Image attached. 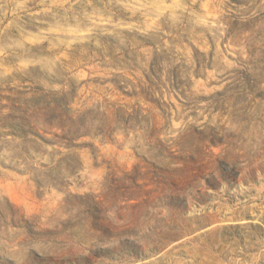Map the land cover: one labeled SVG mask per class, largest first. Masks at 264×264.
<instances>
[{"label":"rangeland","instance_id":"obj_1","mask_svg":"<svg viewBox=\"0 0 264 264\" xmlns=\"http://www.w3.org/2000/svg\"><path fill=\"white\" fill-rule=\"evenodd\" d=\"M0 166V264L244 258L264 0H0Z\"/></svg>","mask_w":264,"mask_h":264},{"label":"bare ground","instance_id":"obj_2","mask_svg":"<svg viewBox=\"0 0 264 264\" xmlns=\"http://www.w3.org/2000/svg\"><path fill=\"white\" fill-rule=\"evenodd\" d=\"M35 37V36H34ZM37 41V40H36ZM34 42V41H33ZM222 49V48H221ZM229 113H230V111H229ZM239 115H242V113L239 111ZM255 118V117H254ZM250 123V122H249ZM238 129V128H237ZM258 131V130H257ZM257 133V132H256ZM237 134V133H236ZM256 138V137H255ZM155 140V139H154ZM228 141V140H227ZM230 141V140H229ZM230 145H231V142H230ZM135 151V150H134ZM119 160V159H118ZM122 161V160H121ZM42 164H44V163H42ZM1 167V166H0ZM231 169H232V167L230 168V172L229 173H232V171H231ZM229 170V169H228ZM9 171V170H8ZM12 171V170H11ZM15 172V171H14ZM227 174V173H226ZM33 175V174H32ZM229 175V174H228ZM6 178V177H5ZM19 179V178H18ZM17 179V180H18ZM5 182V181H4ZM14 182V181H13ZM26 182V181H25ZM18 183V182H17ZM22 184V183H21ZM28 186V185H27ZM9 187H11V186H9ZM236 187V186H235ZM239 189H238V188ZM237 187L235 188V189H232L231 190V192H239V194H242L241 193V191H240V188H244V186L243 185H241V184H239V186L237 185ZM222 189V188H221ZM225 189V188H224ZM244 190V189H243ZM21 191H23V190H21ZM210 193H212V192H210ZM257 193V192H256ZM259 195V194H258ZM259 197V196H258ZM47 198V197H46ZM208 198V197H207ZM243 202H245V199H243L242 201H241V203H243ZM262 208H264L263 206H262ZM250 212H248V211H243V213H241V217L242 216H244V217H242V219H240V222L238 223V222H236L235 224H247V223H251L252 222V220H248L247 219V215H250V216H253V215H256V216H258L259 215V213L257 212L256 214L254 213V212H252L251 210H249ZM190 213H189V215H193V214H198L199 212H200V209H198V208H196V207H190V211H189ZM229 214V212L228 211H226L225 213H224V215H222L221 216V218L222 217H226L227 215ZM230 215V214H229ZM240 217V216H239ZM258 218H259V216H258ZM257 219V218H256ZM185 220V219H184ZM256 221V220H255ZM63 222V221H62ZM254 222V221H253ZM231 223V222H230ZM254 223H260L262 226H263V228H264V223L262 222V220L261 221H256V222H254ZM185 224H187V222H185ZM193 224V223H192ZM228 224V223H227ZM192 227V226H191ZM211 235V234H210ZM220 236H222L223 237V235L222 234H220L219 235V238H220ZM196 237V236H195ZM207 237H208V239H207V242L205 243V239H203V241H201V249L199 250V244L197 243V241L196 242H192L191 244H189V246L190 245H192V248L190 247V250L191 251H193V253L194 254H198V251H202V252H204V254L206 255L205 256V259H207V256L208 255H210V257H213V259H207L210 263H213V260H215L216 261V264H264V253H263V251L261 250L260 251V248L261 247H264V245H263V243H259V245L261 246V247H259V250H257V251H255V249H256V247H255V249H253V247L254 246H252V244H245L246 246H245V248L243 249L242 248V250L244 251V253L246 254L245 255V257L243 258V256H242V258H240L241 256H239V254L236 252V250H233V249H236V248H233V244H229V245H227V249H223L222 250V252H219L218 250V253H214L215 255H212L213 253L212 252H214L213 251V248L215 247L216 248V243L214 244V245H216V246H213V248H212V244L214 243V241L216 242V240H213V235L212 236H209V235H207ZM222 237H221V239H222ZM198 238V237H197ZM10 239V238H9ZM201 239V238H200ZM199 239V240H200ZM215 239H217V238H215ZM221 241V240H220ZM232 242V241H231ZM190 243V242H189ZM257 243V242H256ZM12 244V243H11ZM220 244V243H219ZM185 246V245H184ZM220 246V245H219ZM252 246V247H251ZM256 246H257V244H256ZM186 248V247H185ZM185 248H183V249H185ZM189 248V247H188ZM218 248V247H217ZM216 248V249H217ZM229 248V249H228ZM238 248V247H237ZM181 249V248H180ZM198 249V250H197ZM187 250V249H186ZM239 250V249H238ZM225 251L227 252V254H229L228 256L227 255H225ZM187 252V251H186ZM179 253H181V252H179ZM184 253V252H183ZM192 253V252H191ZM194 254H193V256H194ZM212 255V256H211ZM233 255V256H232ZM240 255H242V254H240ZM160 257H162V255L161 256H158L157 257V259L158 258H160ZM201 257V256H200ZM209 257V256H208ZM164 260H166V258H164V257H162ZM194 258H195V256H194ZM193 258V259H194ZM242 260V261H239V260ZM160 260V259H159ZM197 260V259H196ZM150 260H147L146 262H149ZM192 261H194V260H192V259H190V258H185V257H181V255L180 256H178V259H177V264H179V263H182V264H191V262ZM200 261V260H199ZM201 261H202V259H201ZM166 263H171V259L170 260H166L165 261ZM173 262V261H172ZM208 262V263H209ZM196 262H194V264H195ZM201 263H203V262H201ZM209 263V264H210ZM204 264V263H203Z\"/></svg>","mask_w":264,"mask_h":264},{"label":"flooded vegetation","instance_id":"obj_3","mask_svg":"<svg viewBox=\"0 0 264 264\" xmlns=\"http://www.w3.org/2000/svg\"><path fill=\"white\" fill-rule=\"evenodd\" d=\"M243 199H245V198H243ZM259 199H260V197H259ZM262 200H263V202H264V197H262ZM245 202H246V199H245ZM260 204H262V203H257V205L258 206H260ZM252 205V204H251ZM254 208V207H253ZM257 210H261L262 211V207L260 206V207H258L257 208ZM257 210H254V211H257ZM258 216H259V218H258ZM258 216H256V215H253V216H250V215H247V219L248 220H252V222L250 223V224H253V228L250 230V235L253 237L252 239V246H254L253 247V249H255V247H256V249H255V251H257V250H259V247H261L260 245H259V243H263V245H264V228H263V226L260 224V223H254V222H256V221H261L262 220V222L264 223V212L263 213H260L259 212V215ZM257 218V219H256ZM256 220V221H255ZM254 221V222H253ZM239 223V222H238ZM237 223V224H238ZM248 232V231H247ZM236 236H243L244 235V233L242 232V230L241 229H239V230H237L236 232ZM234 233V234H235ZM237 239V241H239V239L238 238H236ZM260 241V242H259ZM257 242V243H256ZM259 242V243H258ZM230 244H233V246L235 245L234 244V242L232 241H230ZM256 244H257V246H256ZM251 246V247H252ZM234 248V247H233ZM236 249H233V250H236V252L238 253L240 250H238L239 248H237V247H235ZM264 251V247H261L260 248V251Z\"/></svg>","mask_w":264,"mask_h":264}]
</instances>
